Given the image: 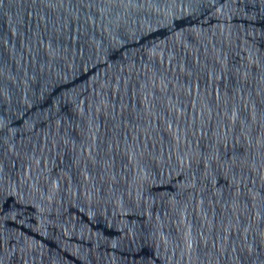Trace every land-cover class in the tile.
<instances>
[{
	"label": "water",
	"instance_id": "water-1",
	"mask_svg": "<svg viewBox=\"0 0 264 264\" xmlns=\"http://www.w3.org/2000/svg\"><path fill=\"white\" fill-rule=\"evenodd\" d=\"M0 264H264V0H0Z\"/></svg>",
	"mask_w": 264,
	"mask_h": 264
}]
</instances>
